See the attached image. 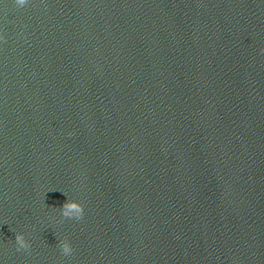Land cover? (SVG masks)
<instances>
[{
  "label": "water",
  "instance_id": "95a60500",
  "mask_svg": "<svg viewBox=\"0 0 264 264\" xmlns=\"http://www.w3.org/2000/svg\"><path fill=\"white\" fill-rule=\"evenodd\" d=\"M0 36V245L264 132V0H0Z\"/></svg>",
  "mask_w": 264,
  "mask_h": 264
},
{
  "label": "clouds",
  "instance_id": "9594fccd",
  "mask_svg": "<svg viewBox=\"0 0 264 264\" xmlns=\"http://www.w3.org/2000/svg\"><path fill=\"white\" fill-rule=\"evenodd\" d=\"M29 0H14V3L18 7H23L28 4ZM0 39H3L0 36ZM261 52L264 53V48L261 49ZM72 135V133H69ZM61 216L63 218L72 219L75 218L76 220L83 219L84 215V205L76 200H67L64 205L59 209ZM15 243L17 245V251L20 250H31V243L26 240L25 235L23 233H15ZM58 247L61 251L63 256H71L74 252V249L68 240V238H64L58 242Z\"/></svg>",
  "mask_w": 264,
  "mask_h": 264
}]
</instances>
